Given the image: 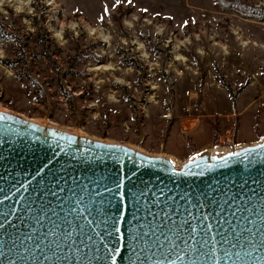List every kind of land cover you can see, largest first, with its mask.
Segmentation results:
<instances>
[{"label":"rangeland","instance_id":"1","mask_svg":"<svg viewBox=\"0 0 264 264\" xmlns=\"http://www.w3.org/2000/svg\"><path fill=\"white\" fill-rule=\"evenodd\" d=\"M223 1L0 0V108L177 162L259 141L264 0Z\"/></svg>","mask_w":264,"mask_h":264},{"label":"water","instance_id":"2","mask_svg":"<svg viewBox=\"0 0 264 264\" xmlns=\"http://www.w3.org/2000/svg\"><path fill=\"white\" fill-rule=\"evenodd\" d=\"M0 117V264H110L106 247L117 264H264V138L177 164Z\"/></svg>","mask_w":264,"mask_h":264},{"label":"snow or ice","instance_id":"3","mask_svg":"<svg viewBox=\"0 0 264 264\" xmlns=\"http://www.w3.org/2000/svg\"><path fill=\"white\" fill-rule=\"evenodd\" d=\"M117 2H119V0H117ZM129 2H131V0H129ZM0 119H2V117H0ZM114 223H116V222H114ZM114 231L116 233H121V228L120 227H115L114 228ZM108 234L111 235L112 233L109 232ZM145 235H147V233H145ZM136 238H137L136 235H132L131 236V239L132 240H135ZM89 239H91V237H89ZM120 239L121 240L123 239L122 233L120 235ZM106 251H107V253L109 255V258H110V264H117V262H116V256L120 255V248L118 247L116 249H111V248H107L106 247ZM132 251H135V248H133ZM137 259H139V256H137ZM181 259H182V257H181ZM132 264H135V262L133 261Z\"/></svg>","mask_w":264,"mask_h":264},{"label":"trees","instance_id":"4","mask_svg":"<svg viewBox=\"0 0 264 264\" xmlns=\"http://www.w3.org/2000/svg\"><path fill=\"white\" fill-rule=\"evenodd\" d=\"M216 2L221 6V7H224V8H228V7H231L232 5L229 4H226L223 0H216ZM236 8V7H235Z\"/></svg>","mask_w":264,"mask_h":264},{"label":"bare ground","instance_id":"5","mask_svg":"<svg viewBox=\"0 0 264 264\" xmlns=\"http://www.w3.org/2000/svg\"><path fill=\"white\" fill-rule=\"evenodd\" d=\"M0 5H1V3H0ZM241 146H242V145H241ZM210 151H212V152H218V151H226V149H223V150H222V149H220V150H219V149H210ZM173 159H174V158H173ZM174 161H175L177 164H179V163L181 162V161H180V162H177V160H175V159H174Z\"/></svg>","mask_w":264,"mask_h":264}]
</instances>
